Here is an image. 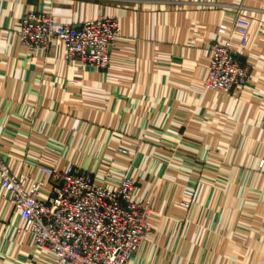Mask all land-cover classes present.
I'll list each match as a JSON object with an SVG mask.
<instances>
[{"label":"crops","instance_id":"1","mask_svg":"<svg viewBox=\"0 0 264 264\" xmlns=\"http://www.w3.org/2000/svg\"><path fill=\"white\" fill-rule=\"evenodd\" d=\"M241 1L250 80L205 89ZM30 10L74 28L118 19L109 68L70 63L63 46L29 51L15 31ZM0 152L13 174L45 181L42 199L43 166L111 187L127 172L153 208L127 264H264V0H0ZM24 227L0 188V264H53Z\"/></svg>","mask_w":264,"mask_h":264},{"label":"built area","instance_id":"2","mask_svg":"<svg viewBox=\"0 0 264 264\" xmlns=\"http://www.w3.org/2000/svg\"><path fill=\"white\" fill-rule=\"evenodd\" d=\"M247 8L241 1L233 22L219 26L224 40L213 46L205 89L230 92L250 80V67L239 58L246 54L249 42ZM15 34L31 52L63 46L66 61L106 71L121 31L120 22L113 17L100 15L74 28L30 10ZM41 171L50 184L45 199L41 198L45 181L13 174L0 152V188L20 213L23 230L33 235L35 246L53 252V264H127L151 231L153 212L150 200L134 199L136 186L131 176L124 172L111 187L97 183L91 172L75 165L64 170L43 166Z\"/></svg>","mask_w":264,"mask_h":264},{"label":"water","instance_id":"3","mask_svg":"<svg viewBox=\"0 0 264 264\" xmlns=\"http://www.w3.org/2000/svg\"><path fill=\"white\" fill-rule=\"evenodd\" d=\"M240 58V57H239Z\"/></svg>","mask_w":264,"mask_h":264}]
</instances>
